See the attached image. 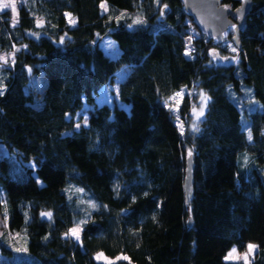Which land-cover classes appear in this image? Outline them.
<instances>
[{
  "label": "trees",
  "instance_id": "16d2710c",
  "mask_svg": "<svg viewBox=\"0 0 264 264\" xmlns=\"http://www.w3.org/2000/svg\"><path fill=\"white\" fill-rule=\"evenodd\" d=\"M124 12L143 23L129 27L117 19ZM10 18L0 11V51L23 46L0 65V142L36 162L22 181L0 175V211L7 203L8 229L25 240L15 264H244L224 256L250 242L258 245L251 264H264V0H253L238 47L228 32L221 44L201 35L182 0H25L15 26ZM103 34L117 43L116 57L98 46ZM227 46L238 63L213 59L211 47ZM123 66L114 98L125 106L98 105ZM31 75L40 89H28ZM182 88L183 119L198 91L209 97L199 131L183 135L169 99ZM84 103L87 125L75 129ZM69 185L82 191L70 196ZM76 225L79 243L65 237ZM1 239V254L14 258ZM97 252L122 257L102 263Z\"/></svg>",
  "mask_w": 264,
  "mask_h": 264
},
{
  "label": "rangeland",
  "instance_id": "374dc122",
  "mask_svg": "<svg viewBox=\"0 0 264 264\" xmlns=\"http://www.w3.org/2000/svg\"><path fill=\"white\" fill-rule=\"evenodd\" d=\"M24 1L25 0H15L16 10H17V16H16L15 24L18 21V9L21 6V4L24 3ZM0 2H8V0H0ZM102 3L105 4L107 10H105V8L101 7ZM101 4H100L101 12L106 13L108 11L107 3L101 2ZM2 11H9V13L11 14L10 21L13 24V12H12L11 7L7 8V9H3ZM138 18L141 19L138 15L133 14V13H127V12L121 13L117 17V19L125 20L126 24H128V26L129 25L135 26V25L141 24V23H136V24L133 23V21L137 20ZM71 25H73V24L71 23ZM194 32H195L194 30L190 31L191 39L193 37H195V35H196ZM96 42H97L98 46L104 51V53L107 54L108 56L112 57V58L116 57L117 54L119 53L117 43L108 34L97 35L96 36ZM22 46L23 45L14 46V49L12 51H8V52L0 51V56L5 57L7 60V63L0 61V65H12L16 51L19 48H21ZM210 51L212 53L213 59L219 60V61H222L225 63H235V60H233V57L237 58V54L235 52H233L229 46L224 47V49L211 47ZM214 55H215V58H214ZM28 72H31V71H29V69H28ZM128 72H129V68L127 66H123L122 68H120L119 70L116 71L114 79L112 80L110 85L107 87L101 88L99 94L96 96L95 101L98 105L103 104V103H108L110 105L117 103L120 106H125L124 104H122L121 102H119L117 99L114 98V94L117 90V85H118L119 81L121 79H123L125 77V75H127ZM45 82L46 81L44 80V84H45ZM41 86H42V79L39 76H32L31 75L30 81L28 84V89H31L34 91V90L40 89ZM182 89L184 90L185 88H182ZM181 90L179 92H181ZM185 93H187L186 90L183 91L182 96H180V97L173 96V98L171 100V104H170V109L173 112V114L175 115V119H176L177 124L182 122L184 130L188 129V131H190L191 133H194L196 131L192 130V125L194 122L193 107L195 106L197 111H199V107H200V104L202 102L201 93H203L206 97H208V95L202 90L198 91L197 94H195V100L192 101L191 108L189 109L188 115L185 116V118L183 119L179 116V107H180L181 100H182ZM245 99H247L246 96H245ZM208 100H207L205 108H204V114H205V111L207 108ZM243 101H244V98L242 97L241 101H240L241 105H243V103H242ZM245 106H246V109L243 108V106H242V109H244L245 111H247V110L249 111V110L254 108V104L251 100H249V103L247 105L245 104ZM91 108H92L91 105L84 103L82 109L79 110L75 114V119L77 120V123L75 124V129H77L76 125L78 123L81 126L85 125V117H87V120H88V116H89V112H90ZM177 116H179V121L177 120ZM203 118H204V115L199 118L198 127L200 125V122L203 120ZM243 126H244V128H246V126H247L245 120L243 121ZM189 150H191V149H189ZM189 150L187 151V155L189 153ZM243 154H247V153H242L241 155H243ZM248 162H249V159L247 157L243 156L241 158L242 167L247 169ZM35 166H36V162L33 159L28 161V162L23 161L21 159V157L17 154L16 151L10 152L6 148V146L0 142V175H6V176H9L11 178L22 181V180L27 178L28 173H29L28 170H30V169L32 170L33 175H35ZM66 192L70 196H74V195H77L78 193H80V191H78V188H76L72 185H69L66 187ZM42 213H50V212L45 210ZM42 217H44L46 219L50 218L48 216H42ZM73 228L77 229L79 238L77 239L76 237H73L71 234L66 235L67 233H69V231L65 234V237L73 239L74 241L79 243L80 242L81 226L76 225V226L71 227L70 229H73ZM0 238H2L1 239L2 244H5L6 247L10 248L12 250V252H14V255H13L14 258L11 257L10 254H1V252H0V264H15L14 262L19 260L18 257H24L27 254L24 238L10 232L8 229V205H7V203L2 206V210L0 211ZM249 244H253L256 246L251 253H249V251H248V245ZM233 248L236 249V252L233 254L232 257H229V253L232 252ZM17 249H19V251ZM257 249H258V245L256 243H253V242L248 243L246 248L243 250H240L235 245H233L226 252V254L224 256V260L225 261L242 262V263L246 264V260H245V257H246L247 258V264H251ZM93 257L98 262L111 263V262L117 261L122 256L111 258L109 256H106L102 252H97L94 254Z\"/></svg>",
  "mask_w": 264,
  "mask_h": 264
},
{
  "label": "water",
  "instance_id": "95a60500",
  "mask_svg": "<svg viewBox=\"0 0 264 264\" xmlns=\"http://www.w3.org/2000/svg\"><path fill=\"white\" fill-rule=\"evenodd\" d=\"M239 1V6L234 9L226 8L221 0H182V5L201 35L221 44L225 40L224 33L228 32L232 43L238 47L239 35L245 28L246 17L253 5V0ZM233 25H236L235 29ZM183 187L185 201L188 202L193 191V159L189 156L186 158Z\"/></svg>",
  "mask_w": 264,
  "mask_h": 264
},
{
  "label": "snow or ice",
  "instance_id": "6c2138e0",
  "mask_svg": "<svg viewBox=\"0 0 264 264\" xmlns=\"http://www.w3.org/2000/svg\"><path fill=\"white\" fill-rule=\"evenodd\" d=\"M9 7H11L12 12H13V26H15L16 16H17V10H16V2H15V0H8V2H0V11H2L3 9H7ZM101 7L102 8H105V10H107L105 4L102 3L101 4ZM164 7L166 8L167 5H165ZM163 14H164L163 11H161V15H163ZM65 15L66 16H70V14H68V13H65ZM41 23H42V20H38L37 21V25L38 26ZM70 23L74 24L75 23V20L70 18ZM133 23L134 24H136V23H143V20L138 18L137 20H134ZM129 27H131V25H129ZM232 27L235 29L236 28V25H233ZM63 41H64V37H61V43H63ZM189 41H191V37H189ZM232 51L235 52L236 49L233 48ZM190 52H191V50L186 51L185 52V55H190ZM214 58H215V55H214ZM233 60H235V62H237V63L239 62L238 58H236V57H233ZM0 61H3L4 63H7L6 58L3 57V56H0ZM29 71H31V69H29ZM183 91L184 90L182 89L181 92L175 93V96L176 97L182 96ZM0 95H3V92H0ZM169 99H172V98L170 97ZM201 99H202V102L200 104L199 111H197V109H196L195 106L193 107V116H194V122H193V125H192V130L193 131H199V127H198L199 118L204 115V108H205L206 102H207V100L209 98L206 97L203 93H201ZM165 106L166 107L168 106L167 101L165 102ZM177 120L179 121V116H177ZM86 125H87V117H85V126ZM80 127H81V125L78 123L76 125V128L79 129ZM178 127L180 128L181 135H183L184 134L183 123L182 122L178 123ZM248 139H249V141L252 140L251 132H249V134H248ZM188 155H189V157H191V155H192V151L191 150H189ZM78 191H82V189H78ZM41 215L42 216L51 217V213H41ZM68 234H71L73 237H76L77 239L79 238L78 231L75 228L70 229L69 230V233H67L66 235H68ZM255 247H256L255 245L249 244L248 245V251H249V253H251ZM17 250L19 251V249H17ZM235 252H236V249L233 248L232 249V252L229 253V257H232ZM245 260H246V264H247V258L246 257H245Z\"/></svg>",
  "mask_w": 264,
  "mask_h": 264
},
{
  "label": "flooded vegetation",
  "instance_id": "af4514ba",
  "mask_svg": "<svg viewBox=\"0 0 264 264\" xmlns=\"http://www.w3.org/2000/svg\"><path fill=\"white\" fill-rule=\"evenodd\" d=\"M229 35V34H228Z\"/></svg>",
  "mask_w": 264,
  "mask_h": 264
}]
</instances>
